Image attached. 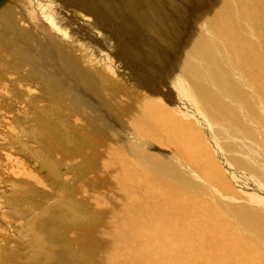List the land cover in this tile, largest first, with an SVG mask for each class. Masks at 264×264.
<instances>
[{
	"label": "rangeland",
	"instance_id": "374dc122",
	"mask_svg": "<svg viewBox=\"0 0 264 264\" xmlns=\"http://www.w3.org/2000/svg\"><path fill=\"white\" fill-rule=\"evenodd\" d=\"M0 1V264H152L139 256L145 251L130 233L151 226L155 216L161 221L177 212L193 216L192 231L206 227L216 232L222 226L226 234L234 233L240 251L249 244L264 257V239L257 241L255 232L239 224L230 210L245 206L264 214V187L235 174V167L251 176L264 172V158L259 157L264 145L255 147L258 156L228 153L233 144L225 139V130L231 118L233 134L238 132L239 99L226 105L219 88L214 98L224 105L216 109L206 102L217 131L209 138L193 130L195 120L171 113L198 134L199 148L210 153L204 154L207 158L188 150L186 142L174 143L173 137L167 148L168 133L158 128L147 132L143 126L150 113L145 105L161 110L167 94L162 86L159 93L138 91L134 85L140 70L172 75L184 68L192 53L187 49L200 45L193 22L202 15L185 21L183 0ZM218 1L222 11L228 7L220 17L233 20L230 13L238 0ZM164 5L175 11L179 26ZM188 33L197 45L181 46ZM204 35L219 44L212 33ZM121 45L135 61L126 60ZM148 54L154 62L144 61ZM223 60L232 62L222 56L211 69L225 66ZM195 72L202 80L210 76L202 64L188 77L196 79ZM177 86L183 87L180 81ZM234 89L248 95L250 119L263 127L254 88L232 83L229 90ZM213 174L222 176L220 183ZM205 203L220 223L198 215ZM191 238L188 233L173 240L177 247L161 255L163 263L192 264L190 258L206 263L194 255L197 248L184 247ZM211 253L213 261L206 264L229 262L224 250L214 246ZM241 256L232 264L251 263Z\"/></svg>",
	"mask_w": 264,
	"mask_h": 264
},
{
	"label": "bare ground",
	"instance_id": "6f19581e",
	"mask_svg": "<svg viewBox=\"0 0 264 264\" xmlns=\"http://www.w3.org/2000/svg\"><path fill=\"white\" fill-rule=\"evenodd\" d=\"M28 1L31 2L32 0ZM183 1L186 5H188V7L185 5V9H187V11L181 12L185 21H188L189 19L193 22L195 19H199L200 15L203 16L199 20H195L196 22H193V27H196L194 29L195 32L193 36L195 41L198 42L201 40L200 45H197L194 41H192V36L189 37L191 33H188L186 38H183L181 46H183V44L188 46L194 44L197 45L198 49H187V53H192L186 55V64L184 65V68L180 70H173L172 75L171 72L166 73V75H160L151 70H140L136 79L137 83L134 85L136 89H142L140 91H145L146 93L150 89L154 93H159V86H162L164 92L167 94V98L163 100L166 103V107H163L161 110H155V108H152L151 111V107H153L152 103L145 105V110L147 111L150 108V113H146L148 118L143 121H146L148 124L144 122L143 126H148V130L146 129L147 132L151 128H158L159 132L168 133L169 138H167V140L169 142H166L167 148V144L170 143V137H173L172 140L174 143L184 144L186 142L191 148H188V150H191L197 156L203 158L205 157L204 154L207 152L209 153V151L205 148V146L203 148H199L201 143L198 141V134L193 132V130L197 129L198 131H204L207 133L208 138L213 132L214 135L217 134L216 120L214 116L207 111L206 102H213L216 109L223 106V103L217 102L214 98V95L217 94V90L220 88L224 91L223 98H226V105L230 102V105H234V100L238 98L241 108V116L237 125V134H233L236 129L232 124L231 118L225 130L228 135L225 139L233 144V151L228 149V153L234 157H237L238 153L242 156H258L254 154V150L256 149L255 147L264 145V0H238L237 9L231 10L230 13L233 15V20H230L228 16L220 17V15H223V13L227 11L228 7L222 11L218 0H205V2H203L204 5L200 7L191 5L193 0ZM166 4L169 6L167 1ZM164 6L166 7V10H168V12L170 11V14L174 16L177 21V25L179 26L175 11L171 8H167L166 5ZM173 7L178 10V3H175V6ZM190 15L191 17H189ZM205 33H212L213 38L219 44H213L210 38L207 35H204ZM121 46V53L126 60L135 61L131 50L123 45ZM222 56L229 57L232 62L228 64L227 61L223 60V64H225V66L212 70V62ZM144 61L147 63L154 62V57L149 54L145 55ZM196 64H202L203 67H207L210 76L204 77L202 80L200 72H195L196 79H190L188 74ZM181 70L185 73L184 76L180 73ZM225 72L229 75H226ZM231 77L234 78L233 81ZM179 81L181 85H183L181 88L177 86ZM232 83H236L238 87L242 88L246 86L254 88V92L258 95L259 101L256 110L260 113L262 109L263 113V127L260 123L256 121L253 122L250 119V113L247 106L248 95L242 91L237 90L236 92V89L233 91L229 90ZM172 112H176L181 115L182 119L191 118L193 122L195 120L193 130L189 128L186 122H183L182 120L180 122L179 117L171 114ZM142 116L145 117L146 115ZM188 129H190L192 133L189 132ZM161 141L164 142V140ZM247 149L252 150L251 154L249 153V155H247ZM259 157L264 158V154H261ZM121 171V173H124L123 170ZM211 173L214 172L211 171ZM235 174L242 175L248 183H258L260 186L264 187V172H258L255 176H251L246 174L244 170L235 167ZM220 177L222 176L220 175ZM220 177L217 174H213L212 176L213 180L217 183H220ZM156 205L154 206L156 207ZM203 207H205L202 210L203 213L198 214L202 217V219H213L216 224L222 221L209 204L205 203ZM168 208L171 210V207ZM161 210L163 211V209ZM230 210L234 217H236L239 224H242L255 232L257 241L264 239V214L245 206L236 208L235 210L230 207ZM146 211H148V209H146ZM164 212L165 211H163V213ZM153 213L155 216V212ZM172 213L174 212L172 211ZM155 217V223H152V225L155 224L153 227L154 231H152V233H150L152 225L145 229L142 225V228L138 230V233H130V235L134 238H136L135 236L137 235L136 239H139L140 242L138 245H140L141 251H145V253H142L139 256H146L152 264H156L155 262L164 264V257L161 255L166 250H170L171 247H173L171 249L174 250V248L177 247V243L173 240L182 239V237L185 238L188 233L192 238L189 242H187L188 246L186 243L184 247L186 249L188 247L191 249L194 248V250L197 248L198 251H194V255H196L200 263L204 262L206 259V263L213 261V254L211 253V250L214 246L229 254V262L227 264H232L233 259H237V257L241 255V257L245 256L246 259L250 260V264H259L264 260V257L249 244L242 245V249L240 251L238 246H241V244H238L240 243L238 240L236 241L234 233L230 232L226 234L228 231H222V226L220 227L217 225V229H214L216 232L209 231L206 227L205 230H202L201 232H195L196 229L192 231L190 227L191 224L189 223L192 221L191 218L193 216H191V218H186L182 212H177L169 217L164 218L163 216L164 220L161 221H157L159 218ZM165 220L169 221L167 225H163ZM208 226L209 225H207V228L209 229L210 226ZM224 233L226 234V237H215L216 234L217 236L220 234L223 236ZM165 256L167 257V255ZM199 258H201V260ZM195 259L196 258H190V263L199 264L195 261Z\"/></svg>",
	"mask_w": 264,
	"mask_h": 264
}]
</instances>
